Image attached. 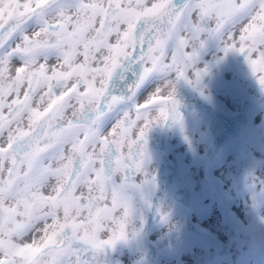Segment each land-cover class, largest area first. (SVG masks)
Masks as SVG:
<instances>
[{"label":"snow or ice","instance_id":"obj_1","mask_svg":"<svg viewBox=\"0 0 264 264\" xmlns=\"http://www.w3.org/2000/svg\"><path fill=\"white\" fill-rule=\"evenodd\" d=\"M209 43L264 91V0H0V264H105L127 243L151 207L147 136L182 123Z\"/></svg>","mask_w":264,"mask_h":264},{"label":"rangeland","instance_id":"obj_2","mask_svg":"<svg viewBox=\"0 0 264 264\" xmlns=\"http://www.w3.org/2000/svg\"><path fill=\"white\" fill-rule=\"evenodd\" d=\"M205 67L208 74L196 88L177 85L182 123L168 121L149 132L151 207L139 205L127 243L108 249L105 264H123L120 255L129 246L135 250L129 264H188L196 253L198 264H243L246 255L247 263L264 264V212L257 203L264 198V91L241 55L225 56L215 43L195 65L197 71ZM133 68L138 74L140 66ZM134 72L114 77L111 94L126 95ZM153 87L148 84L141 97ZM250 164L257 170L251 174ZM251 176L263 184L255 192ZM247 187L254 193H245Z\"/></svg>","mask_w":264,"mask_h":264},{"label":"bare ground","instance_id":"obj_3","mask_svg":"<svg viewBox=\"0 0 264 264\" xmlns=\"http://www.w3.org/2000/svg\"><path fill=\"white\" fill-rule=\"evenodd\" d=\"M248 168H249V174H251L252 172H254V171H257V170H255V169H253V167H252V165L250 164V165H248ZM257 177H255V176H251V178H250V185L252 186H254V192L257 190V188L258 187H262V185L263 184H260V181H257ZM254 192H249L248 191V187H247V191L245 192V193H247V194H249V193H254ZM257 203L260 205V210L259 211H263L264 212V198H263V196L262 195H260L258 198H257ZM201 217H204V218H206L207 217V220L210 218V216H208V215H206V214H202L201 215ZM131 231V229L129 230V232ZM174 243V241H172L171 243H169L168 244V246H171L172 244ZM134 252H135V250H134V248L133 247H131V246H129V247H127L124 251H122L121 252V258L123 259V264H129L130 263V261H131V259H132V257H133V255H134ZM262 253V252H261ZM260 253V254H261ZM198 253H196V254H194L192 257H190L191 259H192V262L187 258V260L189 261V263L188 264H198L199 263V260H198ZM252 255V254H251ZM255 255V254H254ZM260 256V255H259ZM245 257H247V255L245 256ZM244 257V259H243V264H257L255 261H254V259H253V261H252V259L251 260H249V262L247 263V261H248V257H247V259ZM258 257V256H257ZM259 258V257H258ZM261 259V258H260ZM261 263V262H260ZM161 264H164L163 262H161Z\"/></svg>","mask_w":264,"mask_h":264}]
</instances>
